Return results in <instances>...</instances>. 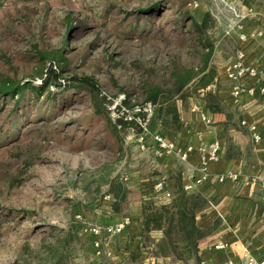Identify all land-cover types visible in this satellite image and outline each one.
<instances>
[{
  "label": "rangeland",
  "instance_id": "obj_1",
  "mask_svg": "<svg viewBox=\"0 0 264 264\" xmlns=\"http://www.w3.org/2000/svg\"><path fill=\"white\" fill-rule=\"evenodd\" d=\"M229 1L0 0V77L36 86L53 60L68 81L90 76L99 88L25 89L16 104L0 95V264L94 262L86 231L82 247L76 238L66 244V230L104 225L96 216L107 179L127 174L144 152L98 111L103 92L143 102L144 81L173 88V64L198 67L202 47L187 13L208 10L206 34L229 52L230 40L220 38L236 27Z\"/></svg>",
  "mask_w": 264,
  "mask_h": 264
},
{
  "label": "crops",
  "instance_id": "obj_2",
  "mask_svg": "<svg viewBox=\"0 0 264 264\" xmlns=\"http://www.w3.org/2000/svg\"><path fill=\"white\" fill-rule=\"evenodd\" d=\"M229 2L230 25H236L228 33L232 35V48L229 52L214 49L216 73L212 82L185 99H174L179 127L163 125L159 120L152 125L153 131L171 139L176 148L191 146L193 150L185 160L174 153L156 157L152 149L143 150L131 171L115 174L123 180L124 199L119 210H113L112 195L105 190L100 204L103 210L96 218L99 224H108L128 215L130 223L123 232L105 236L98 247L94 244L97 236L85 232L86 247L94 256L92 264H239L245 254L264 258V190L259 182L264 172V75L241 78L238 84L244 91L234 98L232 87L237 82L228 79L223 69L225 59L233 57L238 49L243 51L245 65L264 66V8L258 0ZM193 105L201 111L193 110ZM250 125H255L260 134L258 142L252 140ZM213 140L219 144L220 158L208 164L209 177L194 184L199 148ZM219 176L225 177L220 180ZM160 179L164 180V190L171 193L169 199L154 189ZM180 188L204 199L195 224L206 232L195 253L183 244L181 257L171 252L154 254L152 246L162 240L163 234L160 229H151L145 236L141 233L143 202L148 198L157 203L170 201ZM218 242L225 246L216 248ZM152 258L154 263L150 262Z\"/></svg>",
  "mask_w": 264,
  "mask_h": 264
},
{
  "label": "trees",
  "instance_id": "obj_3",
  "mask_svg": "<svg viewBox=\"0 0 264 264\" xmlns=\"http://www.w3.org/2000/svg\"><path fill=\"white\" fill-rule=\"evenodd\" d=\"M156 6L157 4L154 3L148 8H140L139 11L148 13ZM186 17L191 20L190 27L197 34L198 41L202 47L201 64L198 67L184 65L179 67V65L173 64L170 70V75L173 78V88H164L160 83L153 80L143 82L145 101H152L156 104L149 125L151 129L157 120L166 126L179 127L180 124L175 110L174 99L176 97L185 99L197 89L205 88L212 82L216 73L215 66L211 61L214 54L215 41H212L206 34V27L211 24L209 11L206 10L200 18H196L195 15L188 13ZM220 35L222 39L232 40V35L225 31H222ZM220 38L218 41L222 40ZM43 69L39 73V85L36 86L29 80L22 82L10 76H1L0 95L2 97L9 96L14 99L16 104L18 101L17 97H20L25 89L36 91L44 87L46 88V86H50L52 90L65 86L74 90L86 87L91 92H96L99 89L90 76L73 77L72 80L68 81L64 76H61L53 60H50ZM67 81L68 84H66ZM158 104L159 106H157ZM97 109L106 113L110 122L109 124L117 134H119L118 132H122L121 135H126V123H123L122 127L118 128L109 119L104 104H101ZM164 116H167V118ZM122 147L120 144V151ZM106 184V192L110 193L113 198L110 206L113 210H119L121 201L124 199L123 180L119 175H114L107 179ZM204 202L202 196L187 193L183 188H180L179 193L173 199L164 203H157L153 198L144 200L140 220L141 233L145 236L151 229H160L163 234L162 240L154 242L152 246L154 254L171 252L174 256L181 257L180 248L183 244L188 245L194 253L196 252L197 244L206 231L196 226L195 215L202 209ZM82 227V225L79 227L76 224L70 223V226L66 230V233H68V238L65 240L66 244L75 238L81 241V245L84 243L80 235ZM58 249L59 247H56V250Z\"/></svg>",
  "mask_w": 264,
  "mask_h": 264
},
{
  "label": "built area",
  "instance_id": "obj_4",
  "mask_svg": "<svg viewBox=\"0 0 264 264\" xmlns=\"http://www.w3.org/2000/svg\"><path fill=\"white\" fill-rule=\"evenodd\" d=\"M223 69L225 76L228 79L237 82L232 87V95L234 98H237L239 94L244 91V88L238 84V81L241 78L245 75H264V66L251 67L244 64L243 51L239 49L233 57L228 58L224 62ZM103 95L106 100L105 107L110 120L114 122L118 128H121L122 124L126 123L128 135L131 134L135 136V141L140 150H148L151 148L156 157H162L164 155L174 153L182 160L187 159L189 153L193 150L191 146H187L182 149L176 148L171 139L167 138L161 132L153 131L150 128V120L153 117L156 108V104L154 102L143 101L127 103L125 93H119L116 96H111L103 92ZM192 109L198 112L201 111L198 105H193ZM200 115L203 119H206L203 112H200ZM249 131L253 142H258L260 140V134L257 131L256 126L250 125ZM152 143H154L153 146H151ZM219 158L220 152L217 141H210L205 146L200 147V164L196 169L198 175L193 178V183L200 184L204 182L210 175L208 164L210 162L218 161ZM227 175L234 176L232 174ZM223 177L225 176H219V179L222 180ZM259 182L264 190V172L261 176H259ZM185 187L187 186L185 185ZM154 189L156 191H162L165 199H169L171 197V193L168 190H164V180H157L154 184ZM129 223L130 217L128 215H123L117 222L104 225H86L85 227H82V230L91 232L97 236L94 244L98 247L103 236L110 237L121 233L125 230ZM224 246L225 244L222 242H218L215 245L216 248H222ZM150 262L154 263V259L152 258ZM239 264H264V258H257L250 254H245L244 259Z\"/></svg>",
  "mask_w": 264,
  "mask_h": 264
}]
</instances>
